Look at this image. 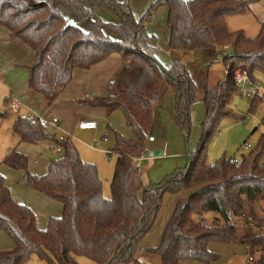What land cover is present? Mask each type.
Returning a JSON list of instances; mask_svg holds the SVG:
<instances>
[{"label":"trees","instance_id":"16d2710c","mask_svg":"<svg viewBox=\"0 0 264 264\" xmlns=\"http://www.w3.org/2000/svg\"><path fill=\"white\" fill-rule=\"evenodd\" d=\"M256 1L157 0L136 20L128 0H0V28L34 52L27 86L47 106L59 102L76 70L90 71L113 55L121 57L125 67L113 82L115 94L76 99L108 116L121 110L136 137L127 141L115 134L110 152L118 159L111 199L103 194L97 166L82 161L70 138L58 143L63 155L50 162L43 176L28 173L27 156L18 147L11 150L0 165V232L11 237L15 248L0 252V264H28L33 254L49 264H77V257L93 264H211L220 259L210 249L213 243L242 245L249 264H264V135L240 162L224 157L208 163V147L218 126L233 116L229 107L238 90V65H246L253 85L256 75L264 73V18L256 38L227 28L228 18L251 12ZM89 7H107L118 15L120 23L108 25L115 38L103 31L104 24ZM162 7L168 12L171 51L232 50L223 59L225 80L211 88L206 85L202 100L196 98L197 86L183 64L166 67L158 62L157 38L148 32L147 23ZM167 87L176 94V122L185 136L190 133V108L197 102L206 106L203 126L216 128L202 134L185 170L154 186L146 182L139 160L147 152ZM9 114L0 111L1 118ZM46 130L39 120L26 116L13 123L20 144L50 139ZM1 167L24 172L28 187L63 206L62 218L50 219L46 230L38 229L35 214L13 199ZM182 193L190 195L176 203L158 245L139 258L164 197ZM207 214L218 216L214 225H207Z\"/></svg>","mask_w":264,"mask_h":264},{"label":"rangeland","instance_id":"374dc122","mask_svg":"<svg viewBox=\"0 0 264 264\" xmlns=\"http://www.w3.org/2000/svg\"><path fill=\"white\" fill-rule=\"evenodd\" d=\"M123 2L125 0H118ZM134 19H140L149 9L150 5L157 0H128ZM259 7L242 16L230 17L227 19V28L231 32H243L248 38H256L261 31V13L263 11L264 0H257ZM254 4V5H255ZM103 24V31L112 38L115 36L108 25H117L120 23L118 15L107 7H100L96 10L88 8ZM167 9L162 7L154 13L151 20L147 23V30L153 33L157 38V58L158 62L164 66H169L172 62L183 64L190 72L196 84V98L202 100L205 95L204 87L209 88L223 82L226 78L225 65L223 59L232 54L231 49L218 50H200L193 53L171 51L169 49L168 38L169 29L166 22ZM6 30L5 28L2 29ZM1 31V30H0ZM2 39H0L1 41ZM26 53L16 55L10 49H0V111L10 113L6 98L13 95L20 101L22 105L30 106L29 99L26 100L27 93L26 83L28 80V68L34 63L35 54L28 47L23 45ZM120 58V57H119ZM109 59V58H108ZM107 59V60H108ZM105 60V61H107ZM122 66V59L119 60ZM243 66H242V65ZM237 69L246 72V65L241 63ZM115 78H111V95L115 94L114 82ZM257 85H264V73L256 75ZM90 85L92 83H89ZM234 93L229 110L233 112V116L223 120L218 126L215 137L208 147V163L213 164L221 158H232L241 161L242 156L248 154L260 142L264 135V102L258 100L254 104V99L248 98L240 92V87ZM249 86V84H247ZM88 84H84L82 88L85 90V97L93 96L87 91ZM88 90H90L88 88ZM81 91V89H80ZM66 93V92H65ZM62 94L59 102L64 105V119L68 121L70 133L68 137L78 150L82 161L97 166L99 176L103 182V194L106 198H112L111 184L115 174L116 162L118 155L110 152L115 144L116 135L127 141L136 139L132 128L127 124L125 116L121 110L114 111L110 116L106 111L100 108H93L87 104H79L77 97L69 99L66 94ZM69 94V92H68ZM71 102V105L70 102ZM66 102H69L66 103ZM35 108H39L38 105ZM92 118L97 122L98 128L95 131L81 132L77 126L79 121ZM206 116V107L203 102H197L190 108V133L184 135L178 123L176 122V94L167 87L163 93L160 106L155 112L153 125L150 131L157 141L155 144L147 143V159L151 169L144 175L146 182L159 186L164 183L170 176L182 172L190 163L189 152L197 148L201 136L204 132L213 131L216 126H203ZM44 118V117H43ZM14 119L9 114L5 118L0 117V148L5 145L19 141L18 136L13 132L12 126ZM49 133L48 129L46 130ZM50 134V133H49ZM149 135V136H150ZM20 142V141H19ZM250 145V150L243 147ZM56 147L55 139H48L38 145L20 144L19 150L28 158L27 172L36 176H43L47 173L49 164L52 160L58 159L63 152L57 154L53 150ZM164 151V154L151 157V153ZM14 148V147H13ZM6 185L10 192L14 188H26L25 196L26 205L22 204L35 214L37 227L40 230H46L50 219H61L63 216V206L51 200L44 195L36 192L25 184V173L12 169L1 168ZM16 194V193H15ZM12 195V193H11ZM190 194L182 193L179 195H166L162 201L161 211L154 229L141 243V253L147 249L156 247L160 241L161 235L170 221L174 212L176 203L179 200L187 199ZM13 197V195H12ZM14 199V197H13ZM15 200V199H14ZM16 201V200H15ZM17 202V201H16ZM19 203V202H17ZM21 204V203H19ZM218 218L215 214L206 215L207 225H214ZM4 250L0 252L12 251L15 243L11 237L4 231L0 232V248ZM10 248V249H7ZM210 249L220 256V259L211 264H249V255L246 253L242 245H226L223 243H213ZM259 255H255L257 259ZM77 264H93V261L86 257H77ZM28 264H49L46 260L38 258L36 254L31 256ZM186 264H204L197 261H188Z\"/></svg>","mask_w":264,"mask_h":264},{"label":"crops","instance_id":"0c3cea01","mask_svg":"<svg viewBox=\"0 0 264 264\" xmlns=\"http://www.w3.org/2000/svg\"><path fill=\"white\" fill-rule=\"evenodd\" d=\"M254 4L251 6V12H252V10H255V7L256 8L259 7L258 5H260V2L256 3L255 5ZM261 15H262L261 20H262L264 18V6H263V11H262ZM167 16H168V12H167ZM167 16H166V22H167ZM167 26H168V24H167ZM2 29L3 28H0V30H1L0 31V39H2L0 41V49H1V46L3 49H4V47H6V49H10V50L14 51V53L18 56L21 55L22 52L26 53V51L22 47L25 44H23L21 41L11 37V34L9 33V31L7 29L3 30V31H2ZM168 29H169V27H168ZM151 34H153V33H151ZM169 35H170V32H169ZM168 42H169V40H168ZM224 49H228V48H224ZM119 57H120L119 55H113L107 61H105L104 63H102L101 65L95 67L94 69H92L90 71L76 70L75 74H74L73 82L70 84L69 87H67L66 90H64V92L62 94H64L66 92L67 97L69 99L73 98V96L77 97L78 99L84 98L85 93H87V92H84L85 90L82 88V86L84 84L85 85L88 84L89 87H87V91H89L91 94H93V96L111 95V90H110L111 87L110 86L112 83L110 82V80H111V78L116 79L121 74V72L123 71V69L125 67V63L123 61H122V63H123L122 66H120L121 62L119 63V60L121 59V57L120 58ZM225 74H226V69H225ZM89 83H92V84L90 85ZM88 88L90 90H88ZM26 89H27V91H26L27 93L25 94V97H26V100L27 99L30 100L31 105L25 106V105H22L20 103L21 108L24 109L25 111H32L35 114L39 115L40 117H44L46 119L58 118L61 121L63 131H65V133H67L69 135L70 127L68 125V121L64 119L65 118L64 117V111L66 110L62 106L64 104L56 103L51 107L47 106L45 101L40 96L32 94L29 91L27 83H26ZM80 89H81V91H80ZM68 92H69V94H68ZM13 97H14L13 95H9L6 98V102L8 103V106L10 104V99ZM14 98H16V97H14ZM69 102H66V103L69 104ZM37 105L39 107L38 109L35 108V106H37ZM69 105H71V102ZM11 116L13 117V119L15 121L18 116H25V114L23 111V113L21 115L11 114ZM90 117L91 116H89V118H87L86 120H81V121H93L92 118H90ZM81 121H79V122H81ZM77 128H78V126H77ZM12 129H13V126H12ZM78 130L81 131L80 129H78ZM48 131L51 135L50 139L51 140L55 139L54 138L55 132L52 130H48ZM81 132H89V131H81ZM156 141L157 140L155 139L153 142H149V143L155 144ZM13 147L19 148L20 142L19 141H16V143L11 142V143L5 145L4 147L0 148V165L3 161V159L10 153V151L14 149ZM153 149H155L157 151L156 153H153L154 156H156L155 154H157V153H159V155L164 154V151L162 153V151H160V150L158 151L156 147H153ZM57 154H59V153H57ZM151 157H153V156H151ZM147 158L148 157L145 154V156L139 160V166L145 170V171H143V176L146 173H148V171L151 169L150 164L146 162ZM1 168L5 169V170H7V169L9 170V168H6V167H1ZM19 186H22V187H19V188L15 187L14 188L15 190H12L11 193L17 202L26 205L25 196L28 193L25 192L26 189H23L26 187L22 184H20ZM7 249H10V248H7ZM0 250H4L2 246H1Z\"/></svg>","mask_w":264,"mask_h":264},{"label":"built area","instance_id":"2783aa9c","mask_svg":"<svg viewBox=\"0 0 264 264\" xmlns=\"http://www.w3.org/2000/svg\"><path fill=\"white\" fill-rule=\"evenodd\" d=\"M66 21L70 24H74V20H71L69 18H66ZM234 81L237 83V85H242L240 87V92L242 94H245L248 98L251 99H261L264 102V85H253L250 83L249 78L247 76L246 72H242L240 70H235L234 72ZM249 84V86H247ZM10 113L13 115H21L24 111V114L26 117H29L31 120H39L40 124L44 126L48 130H52L55 132V143L56 147L53 148V151L56 153H61L62 149L60 148L58 143L66 141L69 137L63 131L61 121L58 118L53 119H46L43 117H40L39 115L35 114L32 111H25L21 108L20 102L16 98L10 99ZM98 128V124L95 121H81L78 124V129L81 131H95ZM155 138L153 136H150L148 138L149 142H153ZM245 150H250V145H245L243 147ZM232 162L237 163V160H233Z\"/></svg>","mask_w":264,"mask_h":264},{"label":"water","instance_id":"95a60500","mask_svg":"<svg viewBox=\"0 0 264 264\" xmlns=\"http://www.w3.org/2000/svg\"><path fill=\"white\" fill-rule=\"evenodd\" d=\"M155 155L157 156V155H159V153H157V154H155ZM150 156H154V154L151 153ZM140 171L143 172V171H145V170H144L142 167H140Z\"/></svg>","mask_w":264,"mask_h":264}]
</instances>
